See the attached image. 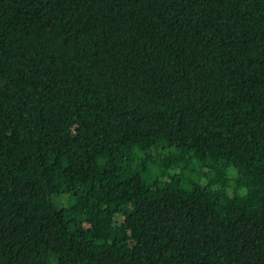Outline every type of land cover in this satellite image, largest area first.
<instances>
[{"label":"trees","instance_id":"1","mask_svg":"<svg viewBox=\"0 0 264 264\" xmlns=\"http://www.w3.org/2000/svg\"><path fill=\"white\" fill-rule=\"evenodd\" d=\"M0 264H264V0H0Z\"/></svg>","mask_w":264,"mask_h":264}]
</instances>
